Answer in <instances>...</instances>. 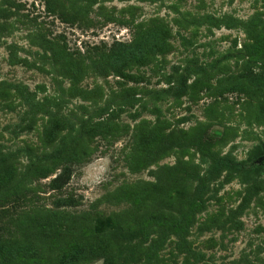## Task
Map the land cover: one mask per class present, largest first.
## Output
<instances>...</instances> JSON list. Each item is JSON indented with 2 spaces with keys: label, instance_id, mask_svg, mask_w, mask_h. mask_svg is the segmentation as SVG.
<instances>
[{
  "label": "rangeland",
  "instance_id": "1",
  "mask_svg": "<svg viewBox=\"0 0 264 264\" xmlns=\"http://www.w3.org/2000/svg\"><path fill=\"white\" fill-rule=\"evenodd\" d=\"M8 1L15 15L3 14ZM61 1L75 20L48 13L43 0H0V172L12 167L18 185L17 195L0 204V239L29 241L42 253L19 264H57L75 239L89 244L101 235L113 251L86 264H264L261 107L234 104L210 112L205 90L196 100L145 93L167 88L160 79L173 68L185 72L186 65L216 61L213 84L225 77L219 67L235 71L249 30L264 27V0ZM147 22L171 33L165 61L156 55L149 65H133L128 72L134 81L99 62L100 52L131 43L133 26ZM67 54L84 58L87 74L79 86L94 94L90 98L70 95ZM194 71L190 87L201 80ZM125 87L138 89L135 97L146 111L139 103L120 106ZM136 110L140 116L131 117ZM58 118L66 129L57 143L45 144ZM106 121L116 125V135L86 139L87 130ZM158 122L166 125L163 135L140 160L139 131ZM63 137L72 148L69 142L80 137L84 158L47 176L32 174L52 165L45 155ZM224 157L252 167L217 170Z\"/></svg>",
  "mask_w": 264,
  "mask_h": 264
},
{
  "label": "trees",
  "instance_id": "2",
  "mask_svg": "<svg viewBox=\"0 0 264 264\" xmlns=\"http://www.w3.org/2000/svg\"><path fill=\"white\" fill-rule=\"evenodd\" d=\"M45 3L46 11L50 14H60L61 18L65 21L75 20L76 14L70 13L65 14L67 10L62 7L63 2L61 0H43ZM7 8L3 9V14L6 16H12L16 14V11L11 10V8L16 9V5L12 1H8ZM134 32L131 43L121 44L118 48H110L108 51H102L98 54L99 62L104 60L113 72L120 74L121 77L126 80H137L138 78L134 74L129 73L133 65L146 66L152 62V60L157 61L156 55L163 56L162 60L165 61V54L171 52L173 46L168 42L171 37L169 29H167L163 24L159 22H147L139 23L133 26ZM182 39H184L182 37ZM224 57L231 56L228 54L223 55ZM236 57V70L233 72L224 70V66L219 67L225 77L217 78L218 83L213 84L211 81L215 73L212 74V68L215 66L216 61L213 63H205V66L197 65L196 69H192L189 65L184 67V71H179L177 68H173L172 74H163L160 81L165 82L168 87L160 90H147L145 93L151 95V98H159L158 95H168L171 94L175 97L188 94L193 100L200 99L199 93L205 90L206 97L212 98L208 110L214 112V110H220L219 107H230L235 105L242 106L244 109H248L247 105L258 104L262 110L261 114L264 117V27L257 29L253 27L249 30L247 34V39L243 42L240 50L237 51ZM60 58V56H58ZM67 65V72L70 82H72V87L69 90L71 96H81L83 99L90 98L94 95L92 92L85 91L80 85L83 78L86 76V70L84 68V58H77L72 54H67L65 56ZM219 60V59H218ZM103 64V63H102ZM155 71V70H153ZM199 73L201 75V80H197L190 87L188 85V75L192 72ZM159 81V83H160ZM138 91L136 87H125L121 88L119 91V96L122 99L123 105L133 106L141 102V98L135 97V93ZM236 93L238 99L234 102H229L228 97L225 94ZM89 94V96H88ZM138 98V99H137ZM126 101V102H124ZM141 104V103H139ZM142 111L147 110V105L141 104ZM231 110L230 108H228ZM140 113L138 110L134 111L131 117H139ZM163 122H158L156 124H145L139 131L141 132V143L137 147L140 155V160L147 158L146 153L152 152L154 146L157 145L160 137L163 135V129L165 128ZM66 129V122L61 119H55L51 125L50 130L47 133L45 144L56 141L59 139L60 134ZM95 131H88L86 133V139L90 140L95 136H100L102 138L109 139L110 136L117 134V127L113 122H98L94 126ZM138 136V134H137ZM140 136V135H139ZM60 146L55 147L47 156L49 160L52 161V165L42 166L41 169H36L32 174H42L47 176L50 172H53L58 166H63L64 164H72L79 162L84 158V153H80L78 145L80 144L81 138L72 140L69 144H73L75 147L72 148L64 140ZM225 135L221 136L220 140H224ZM206 143H211L209 139H205ZM214 144V142H212ZM211 145V144H210ZM264 154L262 149L261 155ZM264 161V160H263ZM221 165H229L235 168L245 169L247 167H252L242 161H236L229 157H224L217 159L216 168L217 170ZM12 167L7 168L4 172H0V204L2 201L7 200L10 196H16L18 185L12 184L14 172L11 171ZM64 173L69 174L70 169L64 167L62 169ZM57 176L55 179H58ZM62 180V179H61ZM60 180V181H61ZM58 187V186H57ZM139 196L137 197V202L139 203L143 199V190L137 192ZM151 193V192H150ZM61 256H59L56 261L57 264H86L91 259L104 258L113 251V245L111 241L105 236H97L94 241L89 244L84 241L74 240L70 246L63 247ZM42 256L41 250L38 249L33 243L29 241H23L18 238H11L7 240L0 239V264H19V261L26 260H37ZM17 261V263L15 262ZM34 261V262H35ZM32 264V263H30Z\"/></svg>",
  "mask_w": 264,
  "mask_h": 264
}]
</instances>
